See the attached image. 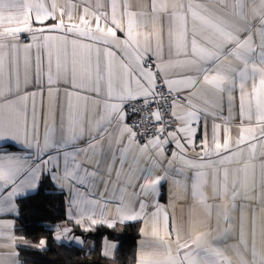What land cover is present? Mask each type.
Returning a JSON list of instances; mask_svg holds the SVG:
<instances>
[{
	"label": "snow or ice",
	"instance_id": "snow-or-ice-1",
	"mask_svg": "<svg viewBox=\"0 0 264 264\" xmlns=\"http://www.w3.org/2000/svg\"><path fill=\"white\" fill-rule=\"evenodd\" d=\"M35 4L38 8L35 12V21L38 24L44 25V22L49 19H57L58 7L55 0L50 9L42 0H35ZM71 7L72 5H69V20L72 19ZM110 7V18L105 12H90L86 7L83 9L84 14L80 15L79 25L67 26L64 23L65 9L59 7L58 22L37 29V31H62L61 36L66 38L69 34L79 35L83 40H98L105 44L109 40H120L117 37V30L125 34V39L122 41L123 55L119 65L106 64L104 69L98 66L94 75L90 64L82 65L79 82L75 68L69 80L66 65L61 60L58 36H43L45 42L43 47L47 54L49 105L42 145L39 140L37 92L29 93L21 87L16 57L15 41L18 39V34L23 31L33 32L31 9L28 27L0 33V140L8 137L23 148L31 150L26 156L0 155V192H6V195L0 198V207H3L6 202L15 206L12 203L15 197L35 191L44 172H52L54 183L62 189L69 186V182H74L69 187V191L73 193L71 198L73 205L93 201H81L76 198L77 194L83 195L79 193L76 184H85L84 176L79 174L81 162L77 161V156L83 153L87 163L91 164L94 160L97 166L104 161L108 150L102 147L101 142L104 140L110 120H107L103 114L98 116L94 124L82 118L79 108L71 101L74 93L77 99L81 92L90 91L95 93V97H99L100 85L105 83L109 99H142L145 104L159 105L161 101H167V96L157 90L159 83L161 87L167 89V95L173 97V117L178 120L183 119L191 128L199 121V112L203 111L213 116L218 114L216 110L220 108L219 100L223 98V94H227L231 112L235 99L233 92L238 87L241 124L239 137L235 140V150L230 151L233 148V142L228 128H224V138L221 143L220 125L215 123L212 143L209 144L207 139L202 142V151L198 159H188L184 155L186 152L184 146L177 145L181 149L178 163L182 165L177 171L185 175L186 181L190 179L191 196L194 201V207L189 210L190 228L195 227L197 223L204 227L205 218L210 220L215 209L218 221L216 233L213 234L211 230H202L195 234L191 231L185 234L183 229L175 224L174 219L169 231L167 211L156 204L155 210L149 213L148 205L142 200L139 201L138 210L121 211L118 221L125 224L143 219L145 222L141 233L145 237L152 238L155 251L147 254L142 252L137 264H264V0H151L150 13L139 14L128 11V5L125 3L120 17L124 20L126 18V27L119 23L117 0H111ZM100 8L102 4L100 0H97L96 9ZM160 13L168 15L166 60L163 55L165 35L162 30L156 28ZM146 15L151 16L153 31L149 38L142 42L134 35V29L146 27V24L138 19ZM92 16L96 21L95 28L91 26V20L86 18ZM102 20L107 28L106 32L102 30ZM93 32L100 33V37L94 36ZM32 39L35 41L37 37L33 34ZM257 39L258 43L255 42ZM50 41L57 42L49 44ZM9 47L12 50L10 60L5 51ZM32 47L31 44L24 46L25 51ZM35 47L38 52L34 84L41 86L44 75L39 55L41 45L37 44ZM150 56L156 57L155 71L151 65L147 64ZM170 69L180 71L175 76H170ZM257 75L259 86L255 82ZM125 78L129 95L113 97L112 92L117 87L116 81L124 83ZM249 79L253 81L250 91L246 88ZM59 81L70 83L72 89L78 91H66L68 102L66 107L63 104L60 105L57 122V106L52 86ZM32 83L30 58L25 56L23 85L26 88ZM133 83L139 95L131 94ZM120 91L123 93L124 89L121 87ZM185 91L187 104L177 103L178 94ZM207 92L212 94V99H205L206 107L197 109L192 98ZM30 97L32 99L31 121L27 116V101ZM177 108L182 110V116L176 113ZM49 118L53 122L52 127H49ZM245 120L247 124L244 123ZM197 131L196 127V131L185 138L187 146L195 147ZM86 137L87 147H79L78 141ZM69 147L73 151H67ZM49 150L55 151L56 155L51 154ZM61 154L65 165L71 156L76 169L69 173L65 168L63 176L56 171ZM126 154L125 149L119 156L121 165L125 163ZM173 157L176 158L177 153L174 152ZM115 159V153H111V160ZM234 164L238 167H229ZM106 167L111 173L112 164L108 162ZM257 168L259 169L258 177ZM185 169L192 170L190 178L185 174ZM88 175H96V173H88ZM165 179L167 177L160 176L153 183L145 185V188L156 192L157 186ZM174 183L179 184L180 181L177 180ZM257 186L262 190L260 213L253 211L249 216L245 206L239 205V214L234 220L233 213L238 208L237 200L252 199L250 193ZM206 187H210V196L205 194ZM209 199L215 203H208ZM196 206L205 212V218L199 221L192 219ZM221 220L222 225H220ZM100 223H105L107 227L112 228L117 221H100ZM91 228L85 227L84 230L89 231ZM233 231L238 232L237 243L220 247L217 242ZM56 239L60 240L61 237L57 235ZM77 242L82 243L79 238ZM45 244L46 241H42L40 248L43 249ZM116 248L115 243L110 244L103 254L107 256L109 249ZM228 250L232 255L226 254ZM9 255H16V253L11 252Z\"/></svg>",
	"mask_w": 264,
	"mask_h": 264
},
{
	"label": "crops",
	"instance_id": "crops-1",
	"mask_svg": "<svg viewBox=\"0 0 264 264\" xmlns=\"http://www.w3.org/2000/svg\"><path fill=\"white\" fill-rule=\"evenodd\" d=\"M43 3L50 9L53 0H42ZM58 7L56 13V20L49 19L44 22V25L38 24L35 21V12L38 10L35 0H0V33L8 32L9 30H17L22 27H28L30 19V9H31V28L32 33L28 31H23L18 34V39L15 41L17 44L16 57L19 65V75L21 87L25 91L37 92L36 96V108L39 116V140L41 145L43 144V135L45 131V118L48 116V85H47V54L43 47L45 43L43 36H58L57 41L61 49V60L62 63L66 65L67 75L69 80L73 75V69L76 70V78L79 82L82 65L90 64L95 73L96 68L99 66L104 69L106 64H111L118 66L123 55V39H125V34L122 31L117 30V37L120 40H109L107 44L103 42H98V40H83L79 35H71L69 37L61 36L62 31H37L45 26H50L59 20V7L65 9L64 23L65 26L69 24H77L80 22V15L84 14L83 9L88 7L90 12H105L108 14L109 18L111 16V0H100L102 8H97V0H55ZM118 7V18L124 11V4L128 5V11L134 13H150L151 11V0H117ZM69 5L71 7L72 19H68ZM42 18V17H41ZM91 20V26L95 28L96 21L94 16L86 17ZM146 27L139 29H134V35L138 37L142 42L149 38V35L153 31V24L150 15L144 17H138ZM119 23L121 26L126 27V18H119ZM110 25V19H109ZM102 30L107 31L106 26L101 22ZM168 15L164 13L159 14V20L156 24L157 30H162L165 35V49L164 58L168 57L167 50V31H168ZM33 34L37 37L34 41L32 39ZM93 35L100 37V33L93 32ZM49 42V44L56 43ZM258 43V39L255 41ZM33 45L31 49L25 51V45ZM41 45L39 48V55L41 59V68L44 72L42 76V85L36 86L35 73H36V56L37 48L35 45ZM8 54V59L12 57V50L9 47L5 50ZM28 56L31 62V77L33 80L32 84H29L26 88L23 85L24 76V58ZM149 59L153 60L156 64L157 60L155 56H150ZM155 71V66L153 67ZM180 70L175 69L169 70L170 76H175ZM256 84L259 86V76L256 77ZM117 87L113 90V97L128 96L129 91L127 89L126 78L125 82L121 83L116 81ZM253 81L249 79L246 83L247 90H251ZM54 97L57 106V122L59 116V107L63 104L65 107L68 102V97L66 96V91H78L71 87L70 83H64L59 81L53 84ZM121 87L124 89L123 93L120 91ZM58 90V91H56ZM22 94V93H21ZM132 95H139L136 91L135 83L132 84L131 89ZM184 98L187 96V92H181ZM108 91L105 83L100 85V95L95 97V93L90 91L88 93L81 92L79 99H77L74 93L71 97V101L74 105L79 108L80 115L82 118H86L88 121L95 123V120L99 115L103 114L110 123L107 125L106 135L104 140L101 142L102 147L107 149L108 152L105 154L104 161L97 166L93 160V163L89 164L85 160L83 153L77 156V161L81 162V168L79 169V174L83 175L85 178V184H76L79 189L77 194L78 200H93L89 203H81L78 205L72 204L73 193L69 191V187L74 182H69V186L62 189L57 183H54L52 179V172H44L40 177L39 184L44 176H47L52 183V185L60 192H62L67 200V217L73 221V223L81 230L85 231V227H92L93 230L100 223V221H117L119 223L121 211L132 212L138 210L139 201H144L147 205V211L150 213L155 210L154 205L158 204L161 206L162 210H166L169 215V231H171L172 221L174 219L175 224L181 227L185 234L191 231L193 234L198 231L211 230L213 234L216 233L218 229V221L215 214V209L211 219L205 218V212L199 206H196L193 212L192 219L194 221H199L205 218V226L201 227L199 223L195 227L190 228L189 225V210L194 207V201L191 196V182L185 180V175H182L177 171L178 168L182 167L178 163L179 155L181 154V149L177 147L178 144H182L186 149L184 155L188 159H198L199 154L202 151V142L207 139L209 144L212 143L213 135V124H219V139L223 142L224 138V128L227 127L229 130V136L233 142V148L230 151L235 150V140L238 139L240 134V124L241 120L239 117V89L234 90L233 96L235 97L231 112L229 111V105L227 101V94H223V98L219 100L220 108L216 111L217 115L213 116L207 114L203 111L199 112L200 119L198 122L194 123L191 128L185 124L183 119H176V128L167 132L164 141H160L156 136L150 137L145 144H138L135 140L134 134L130 130L127 124V118L125 119L124 107L128 101L132 99H109ZM95 97V98H94ZM205 99L211 100L212 94L210 92L205 93L202 96H197L192 98V102L196 105L197 109L205 108ZM142 100V99H138ZM186 101V99H185ZM187 101L182 104L186 105ZM176 113L180 116L183 112L180 108L175 109ZM32 115V99L31 97L27 101V116L29 121H31ZM247 124V121H244ZM255 123V120H253ZM53 126V122L49 118V127ZM104 127V125H101ZM198 129L195 137V147L187 146L186 137H190L192 132ZM88 139L87 137L83 140L78 141V145L81 148L87 147ZM110 145V148H109ZM244 147V145H241ZM127 150L125 156V163L120 164L119 156L124 150ZM71 152L73 149L71 147L66 149ZM31 150L23 148L19 143L12 140L11 138H4L0 140V155H16V156H26L30 154ZM51 154L56 155V152L49 150ZM177 153V157H173V153ZM111 153H115L116 159L111 160ZM47 157L45 156V159ZM215 159V157H213ZM110 162L112 164V172L109 173L106 167V163ZM259 161L257 160V164ZM231 167H238V165H230ZM65 168L68 172L76 170L73 163L72 157L70 156L65 165L63 155H60L58 161V168L56 171L63 176ZM88 173H96V175H88ZM119 173V175H117ZM185 174L187 177H191L192 170L185 169ZM160 176H165L167 179L161 181L157 186V191L153 192L151 189L145 188V185L153 183L156 178ZM259 176V169L257 168V177ZM179 180L180 183L176 184L174 181ZM63 182V181H61ZM39 187V186H38ZM143 189V190H142ZM38 188L29 192L27 195H20L15 197L12 203L15 206H11L7 202L3 207H0V262L2 264H22L19 258V248L26 246L27 242L17 235V217L19 214L18 201L34 195ZM158 193V194H157ZM205 194L210 196V187L205 188ZM6 192H0V198L4 197ZM253 197L252 199L240 198L237 200V211L233 213V219L235 220L239 214V205H244L249 216L255 211L257 214L261 211V196L262 190L257 186V188L250 193ZM208 203H215V201L209 199ZM18 209V211H17ZM79 221V223H78ZM139 223V237L136 241V263L142 252L145 254L153 253L155 251L152 244L151 237H145L141 233V229L145 227V222L143 219L138 220ZM136 221H129L125 224L133 223ZM223 221H220V225ZM54 237L56 239L57 235H60L63 240L68 238H73L69 234V229L65 223H59L51 226ZM89 230V231H91ZM80 239V238H79ZM174 239V236H173ZM82 241L79 245L82 248L88 250L93 247L91 241ZM57 241V240H56ZM74 240H71L73 242ZM238 241V232L233 231L229 233L225 238L218 241L220 247H224L226 244H234ZM59 242V241H58ZM70 242V241H69ZM78 243V242H76ZM113 242L104 239L102 243V253H104L106 247ZM115 250L109 249V255L107 257H113ZM15 252L16 255H9V253ZM227 255H232L231 251L226 252Z\"/></svg>",
	"mask_w": 264,
	"mask_h": 264
},
{
	"label": "trees",
	"instance_id": "trees-1",
	"mask_svg": "<svg viewBox=\"0 0 264 264\" xmlns=\"http://www.w3.org/2000/svg\"><path fill=\"white\" fill-rule=\"evenodd\" d=\"M19 214L16 232L26 242L19 248L22 264H135L139 221L115 224L109 228L99 224L91 231L79 229L67 217V200L44 176L34 195L18 201ZM65 223L74 238L91 241L93 247L84 249L72 242H58L52 225ZM104 239L117 245L113 257L102 253ZM46 244L41 249V242Z\"/></svg>",
	"mask_w": 264,
	"mask_h": 264
},
{
	"label": "built area",
	"instance_id": "built-area-1",
	"mask_svg": "<svg viewBox=\"0 0 264 264\" xmlns=\"http://www.w3.org/2000/svg\"><path fill=\"white\" fill-rule=\"evenodd\" d=\"M147 64L155 66L153 60L148 59ZM158 92H163L167 96V101H161L159 105L145 104L143 100H131L125 104L124 113L126 114L127 124L134 134L138 144H145L146 141L156 136L160 141H164L167 132L176 128L177 122L173 117L172 96L167 95V89L158 83ZM177 95V94H174ZM177 103L184 104L185 98L179 93ZM157 108L159 114L157 115Z\"/></svg>",
	"mask_w": 264,
	"mask_h": 264
},
{
	"label": "rangeland",
	"instance_id": "rangeland-1",
	"mask_svg": "<svg viewBox=\"0 0 264 264\" xmlns=\"http://www.w3.org/2000/svg\"><path fill=\"white\" fill-rule=\"evenodd\" d=\"M60 236V235H59ZM61 237V236H60ZM57 241H59V242H65V243H69V241L71 242V240H74L72 243L73 244H75V245H81L82 243H76L77 242V238H68V239H65V240H63V238L61 237V239L60 240H58V239H56ZM80 240V239H79ZM81 241V240H80Z\"/></svg>",
	"mask_w": 264,
	"mask_h": 264
}]
</instances>
